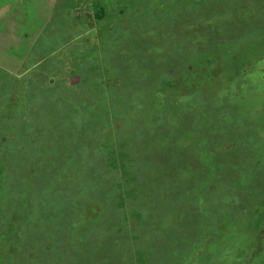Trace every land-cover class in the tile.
Here are the masks:
<instances>
[{
  "label": "rangeland",
  "instance_id": "374dc122",
  "mask_svg": "<svg viewBox=\"0 0 264 264\" xmlns=\"http://www.w3.org/2000/svg\"><path fill=\"white\" fill-rule=\"evenodd\" d=\"M55 1L48 0L51 17L71 12L67 0ZM234 1L241 8L227 17L225 0H114L107 13L117 14L120 24L83 27L73 37L60 29V46L78 52L83 65L77 70L85 78L57 80L53 69L45 73L55 80L49 84L43 64L33 76L47 89L26 96L10 89L25 140L16 141L17 126L1 116L7 95L0 94V136H7L2 148L15 185L11 194L0 193V264H130L129 246L134 264H264V253H255L264 232L246 210L239 209L241 221L231 229L213 222L208 241H188L213 196L228 193L230 182L242 183V171L250 173L244 169L264 172V165L254 164L257 155L264 158V149L258 152L264 147V49L256 48L253 62L241 67L207 53L216 30L217 46L225 43L221 50L241 63L252 52L254 36L246 33L253 22L264 31V0ZM206 4L216 5L211 16ZM36 10L40 18L43 11ZM6 11L1 4L0 17ZM211 20L216 25L206 32ZM18 40L13 23L1 25L0 64L21 74V61L5 51ZM146 63L151 71L145 79ZM92 65L102 73L86 78L83 69ZM9 80L0 77V86ZM96 82L99 94L91 89ZM77 101L87 104L82 115L75 112ZM118 155L123 162L114 161ZM151 165L157 194L139 192L137 176L105 183L116 177L113 168L147 175ZM166 180L177 182L172 195ZM246 184H234L244 190L237 199L252 195L254 181ZM38 206L47 211H40L42 218L32 212Z\"/></svg>",
  "mask_w": 264,
  "mask_h": 264
},
{
  "label": "trees",
  "instance_id": "16d2710c",
  "mask_svg": "<svg viewBox=\"0 0 264 264\" xmlns=\"http://www.w3.org/2000/svg\"><path fill=\"white\" fill-rule=\"evenodd\" d=\"M28 1L0 0V5L3 3L7 4V11L5 12V15L0 17V28L2 24H4L7 27V21L9 20L10 23H13L14 30L19 39L16 45L8 46L5 49V51L11 55H15L19 59V62L21 61V65H20L21 74H18V72L17 73L12 72L0 64V77H4V76L8 78L10 77L9 86L7 82H4L0 86V94L3 93L7 95L5 96L6 100L4 96L2 97L3 108L1 111L2 114L4 113V115L1 114L0 115L4 117L3 119L5 121H8L10 125L17 126V128L14 131L15 134L19 135L20 138L19 139L15 138L16 141H22L23 139L25 140L26 136L24 135L22 128L18 126L20 123L15 119L17 117V114H15V112L13 111L15 107V104L13 103L14 100H11L8 94L10 92V89L13 95L16 96H24V95L26 96L29 94V92L41 88L47 89L48 87L44 85V79L49 84H53L55 80H52V77H49L48 74L45 77V73H48L53 69L57 71L58 74L57 80L64 79L70 82L71 81L78 82L83 80V78H85L83 72L77 70L78 69L77 67L81 66L83 60L82 59L78 60V56H77L78 52L73 48L60 46L63 45L65 41L61 37H58V34H60L59 30L65 28V31L69 33V37H73L74 35L73 31H76L77 29H81L83 27H89L92 29L98 27L100 31L101 29L103 30L108 29L110 26H113L112 24H116V23L120 24L117 14H111L110 16H108L107 13L110 9L109 6L110 5L112 6V2L114 0H67V4L71 12L66 14L62 18L51 17V10L53 5H49L48 0H33L31 2ZM57 1L58 0H56L55 2ZM118 1H122V0H118ZM216 1H220V0H216ZM225 1H226L224 3L225 16L227 17L234 16V12L237 9L241 8L239 6V3L235 2L234 0H225ZM81 2L84 4L83 7H80ZM181 5L182 4H180V6ZM47 6L49 7V12H50L49 19H47L48 17ZM206 6H207V11L211 16V13L213 12V9L215 8L216 5L206 4ZM36 9H40L43 11L40 14V18L36 17V13H38ZM118 11L122 12L123 6L118 7ZM4 16L5 18H3ZM218 17L219 16L217 15V17L214 19H217ZM43 23L45 24L43 25ZM234 24L237 26L239 25L237 23ZM215 25L216 22L211 20L205 24L204 27L206 26L207 27L204 30H206V32L208 30H212L213 27H215ZM214 31L215 33L209 36L208 38L209 45L207 48V53L209 55V59L211 60H216L220 56V60L222 62L224 63L229 62L230 64L239 63L235 66L241 67L245 64L246 61L253 62L255 57L254 50L256 48L264 49V31L258 29L256 23L254 22L250 31L246 33L250 36H254V38L252 37L251 39L252 52H250V54H244L241 63L239 62L236 55L226 54L225 51L221 50L222 47L225 45V43H220L219 46H217L216 41L220 39L214 36L215 34H217V31L216 30ZM43 64L45 65V68L47 67L49 68L43 73V77H44V79H42L43 82L39 83L35 81L36 77L34 78L33 71L35 69L42 68ZM72 65H75V67ZM231 69H234V66H232ZM83 70L87 74L86 78L88 76L94 78L102 73L98 65L87 66ZM141 71L143 72V75L145 76L146 79L147 76L149 75L148 71H151L149 69V64L146 63L142 67ZM14 74L19 75L21 78L14 79L13 78L14 76H12ZM165 76H166L165 73H162V77ZM5 86H7L6 89ZM91 89L92 91L94 90L95 94H99L101 92V87L98 85V82L93 84L91 86ZM189 94H190L189 92H185L181 94V96H186ZM178 98L181 99L180 96H178ZM86 105L87 104H85L83 101L76 102L74 106L77 115L78 114L82 115L85 112ZM152 121L146 122L148 128H150L149 122ZM6 139L7 136H5L4 138L0 136V191H1L0 193L2 194V190L5 191L4 192L5 196L8 193L11 194L12 193L11 188L15 186L13 179L11 178L5 166V161L8 160L7 158L8 154L5 153L6 149L2 148V146L6 142ZM216 141H221V140L217 139ZM125 143L128 144V141L125 140ZM263 149L264 147L260 148L258 152H261ZM18 153H19V149H16L13 155L17 157ZM13 155H12L13 158L10 161L16 159ZM114 161L116 163H121L124 161V159L122 158V156L118 155L115 156ZM137 163L138 161L136 162V164ZM181 164L182 166L185 165V163H183L182 161ZM254 164L264 165V158L261 155H257L254 159ZM154 166L156 165L149 166L148 170L150 174L147 175L146 173L135 174V170L134 171L132 170L133 174H129L132 171L128 173H118L117 170L113 168V172L114 174H116V177L114 176V179L112 180L106 178L105 183L106 185L113 184L116 182L118 184L119 177H122L123 179H129V178H136L135 176H137L138 177L137 180L139 182L138 185L140 189L139 192L144 191V193L148 192L149 194H155V193L157 194V192L161 190V187L157 188L155 186L154 180L151 179V171ZM213 166L214 164H211L209 161H207L208 170L213 171ZM256 168L257 169L252 173L250 169H244L245 171H248L250 173L247 174L242 171L243 174L239 178L243 184H246V182L252 183L254 181L255 188L254 190H252V195L246 193L242 198L240 195L239 198L237 199V195L240 193L243 194L244 190L237 191L238 189H236V186L234 184L237 185L242 183L230 182L229 184L231 185L227 190L228 193L225 194L224 192H222L220 194V197L218 198L213 196V199L209 201L211 203V206L209 205L206 208H202V214L204 215L205 223L203 221V225L197 229V234L193 237H190V239L188 240L190 243H199L200 241H208L209 232L212 228L213 222L219 224V226L222 227L223 231L231 229L233 226H235L241 221L240 220L241 212L239 209L246 210L245 214H250L255 220L253 226L257 227L258 225H260L261 227L260 231L264 232V172L260 171L258 167ZM113 180H116V182ZM165 182L166 183H163L165 185V192L168 195H172L175 192V187L177 185V182L173 183L168 180H166ZM235 200L236 202L234 203L233 201ZM9 201H13V200H9ZM38 207H34V209H37V211L32 209V212L35 215L37 213L35 217L39 216L38 218H42L46 214L41 215L40 211L43 212H47V211L45 209H42L41 207L39 208ZM208 212H213L214 214L213 219L206 217V214ZM25 218H27V215L23 216V219ZM144 247H150L151 249H154V247H151L150 244L148 243L147 244L143 243L142 248ZM128 251L131 256L130 264H134L133 263V257L135 256L133 255L134 250L132 249L131 246H129ZM144 252L146 253V250H144ZM256 252L264 253V242L257 244L255 253ZM137 258H140V255ZM145 260H146L145 256L142 257V261L144 262ZM146 263L151 264V262H147V261Z\"/></svg>",
  "mask_w": 264,
  "mask_h": 264
}]
</instances>
